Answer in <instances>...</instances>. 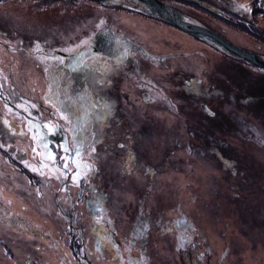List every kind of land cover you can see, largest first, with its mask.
I'll return each instance as SVG.
<instances>
[{"label":"rangeland","instance_id":"rangeland-1","mask_svg":"<svg viewBox=\"0 0 264 264\" xmlns=\"http://www.w3.org/2000/svg\"><path fill=\"white\" fill-rule=\"evenodd\" d=\"M174 1L201 26L264 58V0ZM109 2L0 0L1 25L45 35L56 17L73 16L80 43L108 26L153 55L182 52L153 60L132 51L135 68L125 79L98 75L108 80L117 113L107 126L94 120V128L74 118L78 171L89 176L70 183L75 218L64 215L78 235L56 212L59 181L39 167L32 141L0 134V264H84L81 249L87 264H264V67ZM144 85L149 101L140 95ZM100 86L82 92L100 98ZM42 89L33 88V98ZM105 129L114 135L111 150ZM116 142L133 149L142 171L124 173ZM25 169L51 179L32 182Z\"/></svg>","mask_w":264,"mask_h":264},{"label":"flooded vegetation","instance_id":"flooded-vegetation-1","mask_svg":"<svg viewBox=\"0 0 264 264\" xmlns=\"http://www.w3.org/2000/svg\"><path fill=\"white\" fill-rule=\"evenodd\" d=\"M161 1L183 14L185 16L184 21L187 23L201 26L202 22L185 15L176 6L174 0ZM124 4L128 8L124 5L120 7L127 10H135L141 14H148L150 18L156 19L159 23L172 26L178 31H183L184 34H187L192 39L195 37L169 21L157 17L152 12ZM55 20V24L51 22L44 28H48L49 32V34L45 35H39L27 29L30 25H20L15 22L11 23V21L7 25L0 24V134L8 133L14 139L27 135L32 141L30 149L33 156L36 157L39 167L49 172L52 177L59 181L58 188H53L56 212L68 222L70 227L76 231V235H78L79 228L75 227V222L72 219L75 218V214L72 212L73 202L69 198L71 196L70 183L76 178L77 174L83 180L84 178L86 180L89 175H81L78 171L77 157L79 155L75 149V145H77L75 136L78 131L75 130L74 118H79V123L82 122V124L93 128L96 127L94 120L96 123H102V125L107 126L109 119L114 117L112 113H117V111L114 112L116 101L111 99L112 94L108 93L105 88L108 80L100 82L101 78L99 79L98 75H107L114 72L117 75L116 78L123 80V78L127 77L125 76L126 71L133 70L135 65L132 59L133 67L132 69H127L115 63L109 57L101 56L100 58H88L81 65L72 68L66 67L62 54L73 53L82 45L92 41L97 29L93 30L91 35L80 43L79 32L74 29L75 20L73 16L70 19H66L64 16L56 17ZM69 20L72 23H69ZM49 28H53L54 32L49 30ZM116 33L122 34L120 32ZM139 45L143 47L141 44ZM211 47L218 50L214 46ZM143 48L150 53L145 46ZM136 52L142 54L139 51ZM171 53L173 55L182 54V52L176 54L169 52L167 54ZM102 58L108 61H103ZM90 60L92 61L89 62ZM98 83H101L100 98L93 94L92 96L87 95L90 85ZM39 87L43 88L42 98H33V88L35 90ZM140 87L142 90L140 92L141 98L144 100L149 99L145 92V88L147 91L148 87L146 85ZM84 88L88 91L82 92ZM92 92L94 91L92 90ZM86 95L91 102L88 104V108L83 110V106L87 105ZM69 96L71 98L76 97L77 102L75 104L72 103ZM91 112L95 113V116ZM104 137L107 140L106 143L108 142L107 145L110 146V148L108 147L109 150H111L113 144H115L113 141L114 135L109 134L107 129H105ZM84 138V140H87V136L84 135ZM129 143H132V138L129 139ZM123 144L122 142H116L119 148ZM123 148L124 158L120 159V162L125 163L123 166L126 165L128 167L124 173L128 175L131 172L142 171V169L138 168L141 160L136 153L134 154L133 149L128 144ZM12 157L10 156V158ZM13 158L18 160V162H22L17 159L18 155ZM133 165L135 166L134 169H132ZM24 172V174L22 173L24 177L32 180V182H49L51 179L50 177H44V175L41 177L28 169H25ZM37 176L40 179L36 178ZM61 192L65 193V196L63 199L60 197L61 201H59L58 195ZM67 209L69 213H67ZM64 213L70 214L72 218L66 217ZM3 214V207L0 206V216ZM4 219L5 217H2V220ZM22 219L24 220V217ZM24 224L27 225V223ZM80 229L82 230V228Z\"/></svg>","mask_w":264,"mask_h":264},{"label":"water","instance_id":"water-1","mask_svg":"<svg viewBox=\"0 0 264 264\" xmlns=\"http://www.w3.org/2000/svg\"><path fill=\"white\" fill-rule=\"evenodd\" d=\"M99 2H122L123 5L129 4L128 6H135L138 8L148 9L150 12L155 14L157 17L167 20L174 24L178 28L192 34L199 35L205 39L212 46L220 49L221 51L233 54L239 58H243L251 64L264 67V58L250 50H244L219 35L217 32L196 24H190L184 21V15L178 12V10L169 7L161 0H96ZM111 3V2H109ZM186 19V18H185ZM139 51L144 56L153 60H163L167 56L172 54L153 55L148 53L138 43L132 41L130 38L116 33L108 26H102L97 29L94 34L92 41L82 45L75 52L65 54L64 65L68 68L81 65L88 58H100L101 56H107L112 59L115 63L122 65L127 69H132V51ZM202 109L211 114L212 112L208 109L205 104H201ZM83 237H81L82 239ZM81 259L84 264H87L82 249Z\"/></svg>","mask_w":264,"mask_h":264},{"label":"snow or ice","instance_id":"snow-or-ice-1","mask_svg":"<svg viewBox=\"0 0 264 264\" xmlns=\"http://www.w3.org/2000/svg\"><path fill=\"white\" fill-rule=\"evenodd\" d=\"M241 7H243V6L241 5ZM101 23H103V21H102ZM120 147H121V148H123V147H124V145H120Z\"/></svg>","mask_w":264,"mask_h":264}]
</instances>
